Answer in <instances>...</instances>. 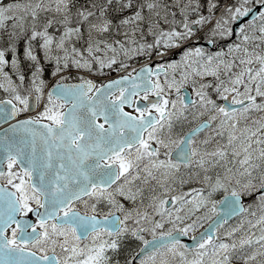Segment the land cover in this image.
Here are the masks:
<instances>
[{
	"label": "snow or ice",
	"instance_id": "obj_1",
	"mask_svg": "<svg viewBox=\"0 0 264 264\" xmlns=\"http://www.w3.org/2000/svg\"><path fill=\"white\" fill-rule=\"evenodd\" d=\"M0 264H264V0H0Z\"/></svg>",
	"mask_w": 264,
	"mask_h": 264
}]
</instances>
